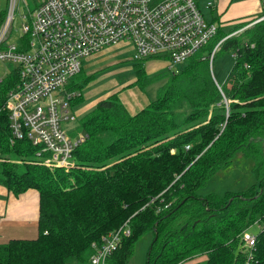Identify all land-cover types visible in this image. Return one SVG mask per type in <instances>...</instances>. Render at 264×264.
Returning a JSON list of instances; mask_svg holds the SVG:
<instances>
[{"label":"trees","instance_id":"16d2710c","mask_svg":"<svg viewBox=\"0 0 264 264\" xmlns=\"http://www.w3.org/2000/svg\"><path fill=\"white\" fill-rule=\"evenodd\" d=\"M242 27L220 26L199 52L160 72L166 80L157 96L135 113L117 92L99 99L76 120L73 133L86 137L70 169L34 158L27 139L10 145L0 111V183L14 195L27 188L39 193L37 235L0 243V264H88L91 244H102L125 222L129 235L121 237L108 264H127L146 234L147 264H180L197 255L206 256L204 264H264V20L224 39L215 51L235 53L222 84L209 68L219 39ZM156 58L132 64L133 85L141 91L160 74L144 70V61ZM82 71L68 89L82 91ZM16 81L14 72L2 81L0 104ZM238 153L252 159L254 182L200 195ZM255 221L261 228L248 249L241 233Z\"/></svg>","mask_w":264,"mask_h":264},{"label":"built area","instance_id":"2783aa9c","mask_svg":"<svg viewBox=\"0 0 264 264\" xmlns=\"http://www.w3.org/2000/svg\"><path fill=\"white\" fill-rule=\"evenodd\" d=\"M31 1L32 8L25 0H5L0 8V61L14 63L0 77V84L12 72L17 75L0 111L8 120L10 145L27 139L34 158L64 169L74 165L73 152L86 137L82 131L73 133L77 118L70 102L82 96L81 92L67 87L85 59L113 46L130 45L133 60L166 57L168 68H176L209 44L220 27L205 18L197 0ZM19 2L25 8L19 14L18 37L11 40ZM205 6L213 8V0H207ZM259 10L244 27L264 20V0H259ZM236 33L219 39L210 62L221 42ZM259 228L255 221L243 229V246L254 247ZM128 235L125 222L107 233L102 244L93 242L88 264H108L121 237Z\"/></svg>","mask_w":264,"mask_h":264},{"label":"rangeland","instance_id":"374dc122","mask_svg":"<svg viewBox=\"0 0 264 264\" xmlns=\"http://www.w3.org/2000/svg\"><path fill=\"white\" fill-rule=\"evenodd\" d=\"M25 1H27L31 8L33 7V1ZM230 1V5L228 3L227 8H225V12L228 13L226 15L227 19H223V26L228 31L239 28L240 26H244L245 23L257 17L260 13L255 0ZM214 3L217 4L218 0H214ZM232 3L239 6V15L230 14V7ZM248 4L251 5L253 11L247 13ZM5 5V0H0V8H3ZM22 7L25 8L24 2H19L14 13L15 18L11 28V40H16L18 37V29L21 21L19 14L22 12ZM242 29L243 28H240L238 30L242 31ZM238 30H236L237 33L241 32ZM233 61L234 60L233 55H231V51H217L215 53V57L209 63V68L217 84H222L224 82L229 69L233 64ZM134 62L135 61L132 57V49L130 45L113 46L112 48L104 50L97 55L91 56L90 58L83 61V71L80 77H78L79 81L83 83L81 91L82 100L73 108V112L75 113L78 121L80 117L84 116L85 113L91 111L95 107L98 99L105 96L107 97L108 94L111 95L113 92L118 93L121 102H123L125 107L127 106L131 112L137 111L138 109L144 107L146 101L150 102L151 100L155 99L159 88L166 80V76H161V73H164L163 71H168L167 67L165 66V61L158 58L144 61V70L148 76H153L160 72L161 73L154 76V78L156 77L154 81L148 84L146 83L144 85V90L142 91L139 89V87H137V85H133L135 80V72L132 64ZM13 67L14 63L0 61V77H4L6 74H8L9 71L13 69ZM233 158V167H231L229 170H226L224 174H218L219 176L216 177L217 179H209L211 181H207V183H205L204 186L199 190L202 192L204 190L212 189L213 192L215 191L219 194L226 190L243 188V186H247L248 188L254 179L252 172H250V168H248V171L246 169L245 162L249 161V159H246L240 153L236 154ZM233 170L243 179L240 185L235 184L234 175L229 173ZM251 175L252 178H250ZM139 246L140 245L137 247Z\"/></svg>","mask_w":264,"mask_h":264},{"label":"crops","instance_id":"0c3cea01","mask_svg":"<svg viewBox=\"0 0 264 264\" xmlns=\"http://www.w3.org/2000/svg\"><path fill=\"white\" fill-rule=\"evenodd\" d=\"M197 1H198V6L200 8V11H202L205 18L208 21L213 22V23L216 22L219 26L224 25L223 19L224 18L227 19L226 15L228 14L227 12H225V8H227L228 3L230 5V2H231L230 0H218L217 4L214 3V0H213V8H207L205 6L207 0H197ZM255 1H256L257 8H259L258 7L259 0H255ZM238 7L239 6L234 5V3H232L230 7L231 10L229 8L230 14L239 15L240 10ZM252 11H253V8L251 7L250 4H248L247 13L252 12ZM107 49H104V50H107ZM165 63H166L165 66L168 67L167 61H165ZM148 103L149 102L146 101V104ZM126 109L130 113L136 112V111L131 112L127 106H126ZM247 158L249 159V161L245 162V165L248 171V168L251 169L253 161L251 158L249 157ZM233 164H234V161L229 167L218 171V173L212 176L210 179H214V180L217 179L216 177L219 176L218 174H224L226 170H229L231 167H233ZM229 173H232L234 175V180H235L236 185H240L242 183L243 179L238 173H236L234 170ZM250 178H252V175ZM207 181H211V180H207ZM246 188L247 186L246 187L243 186V188H238V189H233V190H243ZM233 190H226V191H233ZM206 192H213V191L212 189L204 190L202 192L201 190L198 191L200 195H204V193ZM38 202H39V193H37V191L34 188H27V190L21 192L20 194L14 195L10 193L9 191H7V189L0 183V243H5L8 240L14 239V238H26V239L34 238L37 235V222L36 221H37L38 211H39ZM150 241H151V236L149 234H146L145 236L141 237L136 243L132 256L129 259L127 264H147L145 263V261H146L147 251H148L147 248L149 246ZM138 245L140 246L137 247ZM205 260H206L205 255H197L195 257H192L189 260L182 261L180 264H204Z\"/></svg>","mask_w":264,"mask_h":264}]
</instances>
